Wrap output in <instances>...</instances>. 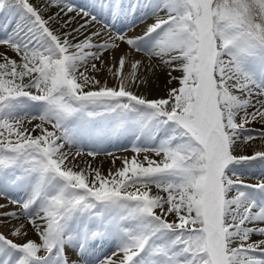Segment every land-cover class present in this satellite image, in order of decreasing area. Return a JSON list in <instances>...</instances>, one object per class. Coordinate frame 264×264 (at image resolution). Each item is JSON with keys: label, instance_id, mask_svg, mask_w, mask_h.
<instances>
[{"label": "snow or ice", "instance_id": "snow-or-ice-1", "mask_svg": "<svg viewBox=\"0 0 264 264\" xmlns=\"http://www.w3.org/2000/svg\"><path fill=\"white\" fill-rule=\"evenodd\" d=\"M0 264H264V0H0Z\"/></svg>", "mask_w": 264, "mask_h": 264}, {"label": "bare ground", "instance_id": "bare-ground-1", "mask_svg": "<svg viewBox=\"0 0 264 264\" xmlns=\"http://www.w3.org/2000/svg\"><path fill=\"white\" fill-rule=\"evenodd\" d=\"M160 83H161V86H162V84H163V76L160 77ZM101 161H103V167L106 170L109 167V162L103 156H101V157L97 158L96 164L99 166ZM253 171H255V169H253Z\"/></svg>", "mask_w": 264, "mask_h": 264}]
</instances>
